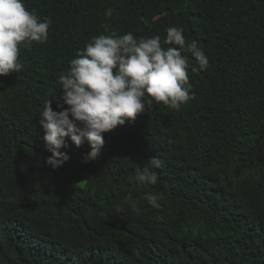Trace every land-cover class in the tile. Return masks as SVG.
Instances as JSON below:
<instances>
[{"label":"trees","instance_id":"obj_1","mask_svg":"<svg viewBox=\"0 0 264 264\" xmlns=\"http://www.w3.org/2000/svg\"><path fill=\"white\" fill-rule=\"evenodd\" d=\"M23 3L52 23L47 41L19 46L23 69L0 77V264H264V0ZM173 26L209 59L201 71L182 52L194 99L178 111L153 100L87 164V142L66 137L70 159L48 165L39 113L49 99L67 107L58 77L77 52ZM153 157L158 182L136 183ZM145 193L163 194L160 207Z\"/></svg>","mask_w":264,"mask_h":264},{"label":"clouds","instance_id":"obj_2","mask_svg":"<svg viewBox=\"0 0 264 264\" xmlns=\"http://www.w3.org/2000/svg\"><path fill=\"white\" fill-rule=\"evenodd\" d=\"M141 21L147 23L143 17ZM51 23L50 18L41 21L26 10L23 0H0V77L23 69L19 46L47 41ZM182 52L191 53L199 70L210 66L197 42L188 43L183 29L175 26L166 29L163 40L160 35L135 38L131 32L93 37L70 61V70L58 77L61 100L67 107L55 111L49 99L39 113L43 141L50 153L46 163L55 169L70 159L61 151L66 137L76 147L87 142L90 151L82 163L94 161L103 149L104 134L134 121L153 100L178 111L194 99L188 77L190 62ZM159 167V160L153 157L149 166L135 170V182L155 185L158 174L153 169ZM145 199L159 208L163 194L145 193Z\"/></svg>","mask_w":264,"mask_h":264}]
</instances>
